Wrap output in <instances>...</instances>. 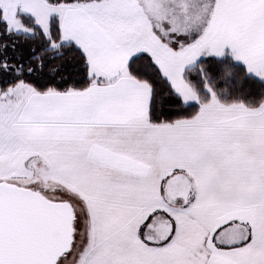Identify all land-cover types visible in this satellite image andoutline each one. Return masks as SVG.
<instances>
[{
	"label": "rangeland",
	"instance_id": "rangeland-1",
	"mask_svg": "<svg viewBox=\"0 0 264 264\" xmlns=\"http://www.w3.org/2000/svg\"><path fill=\"white\" fill-rule=\"evenodd\" d=\"M91 1L98 4H86ZM184 1L194 12L200 11L209 2ZM215 1L217 5L219 0ZM227 1L223 0L224 4ZM137 3V0L132 1V4ZM59 4H51L49 0H0L2 17L9 31L31 34L18 19V14L23 13L34 18L45 36L48 35L50 17L55 16L59 20L60 10L53 7ZM69 4H86L88 11L102 24L114 21L117 28L118 2L72 0ZM237 22H241L238 31L242 40L240 46L245 53L237 51L235 45L229 42L228 54L231 53L230 56L246 66L249 72L264 76V45L261 44L257 24L241 19ZM193 28L189 27L186 32L189 42L175 44L174 47L175 55L181 57L175 62H180L181 66L173 70L164 62L161 68L177 92L184 91L188 99L197 102V94L183 76L185 68L192 67L201 58L215 56L219 48L216 41L202 37V45L192 44L198 40ZM247 28L253 31L252 35H248ZM248 37L252 40L251 44H246ZM262 47L263 50L259 51ZM258 56H263V59H255ZM28 91L32 89L23 83L0 91V182L38 191L49 201L66 202L71 206L74 214L73 242L70 251L56 264H264V135L253 134L256 131L264 133V130L250 131L245 127L241 132L248 133L247 136L240 138L239 144L232 140L234 148L230 138L213 140L217 152L215 156L213 153L206 172H202V166L199 172V167L194 164L192 173L188 172L190 180L181 177L183 182L177 180L172 187L164 188L166 195L159 202L135 203L134 198H130L132 200L128 203H89L87 190L70 185L60 186V173L55 172V160L59 157L68 162V158L73 157L69 165L76 169L83 156L86 158L88 155L90 168L96 169L93 174L99 170L100 174L96 175L104 177L101 172H107L105 178L97 176V179L116 182L128 177L134 181L129 186L137 188L140 181L137 177L151 175L131 168L136 159V146L135 141L131 144L129 140L137 136L120 130H112L106 136L83 130L63 132L56 131L54 127L21 121L23 96ZM206 101L211 107H200L186 130L198 131L205 125L207 134H214L218 131V122L214 121L212 113L217 111L220 118L222 112L226 113L228 109L231 114L234 109L233 106L227 108L229 106L217 104L220 102L212 92ZM219 105L218 111L215 108ZM259 123L264 127V118ZM226 131L230 128L220 130ZM128 134V141L121 144L120 139ZM206 140L203 141L205 146L208 144ZM231 155H235L237 173L231 170ZM231 172L238 175L233 179L244 185L243 188L231 187ZM247 185L248 188L245 187ZM132 191L122 189L133 197ZM153 194L157 195L156 189ZM230 228L233 235L226 238V245L251 234L255 246L241 251L219 249L221 240L216 238L218 233L223 230L224 235L228 234Z\"/></svg>",
	"mask_w": 264,
	"mask_h": 264
},
{
	"label": "crops",
	"instance_id": "crops-1",
	"mask_svg": "<svg viewBox=\"0 0 264 264\" xmlns=\"http://www.w3.org/2000/svg\"><path fill=\"white\" fill-rule=\"evenodd\" d=\"M113 1L118 2L120 11L117 28L114 21L104 25L92 12L88 11L86 4H98L96 1L79 5L53 6L60 10L59 24L62 40L74 43L85 53L93 81L89 87L81 91L38 93L32 90L26 92L23 96L19 119L31 124L54 127L56 131L83 130L106 136L112 130H120L129 132L131 136H137L129 140L131 144L135 141L136 146L134 153L136 159L131 168L151 173L149 177H137L140 178L137 188L129 186L134 181L128 177L116 182L97 179V176L100 179L105 178L107 172H101L104 177L96 175L100 174L99 170L93 174L96 169L90 168L88 155V158L83 156L82 163L76 166V169H72L69 165L73 157H69L68 162L58 157L54 162L55 172L60 173L58 181L61 187L70 185V187L76 186L87 190L86 197L89 203H128L133 198L135 203H156L166 195L164 188L169 185L172 187L177 180L183 182L181 177L190 180L189 174L192 173L191 168L194 164L199 167V172L200 166H202V172H206L213 153L215 156L217 152V146L213 140L230 138L231 146L234 148L232 140L239 144L240 138L247 136L248 133L241 132L245 127H248L250 131L264 130L259 123L264 118V102L257 109L239 107L241 104L217 103L229 106L227 108L233 106L234 109L231 110V114L227 109L228 112H222L218 118L216 110L220 105L216 106V110L214 109L216 112L212 115H215L214 121L218 122L216 125L218 131L211 135L207 134L205 125L199 127L198 131L186 130L185 128L190 126L193 118L173 124H151L147 118L150 89L145 83L127 74L128 61L144 52L151 56L162 74L161 64L164 62L168 64L169 69H178L181 63L175 61L181 57L175 55L174 47L175 44L189 42V39L186 40V32L191 26L198 35V40L193 41L192 44L202 45V38L216 41L219 49L215 57L227 55L234 60L230 56L231 53L228 54L230 47L227 43L234 44L237 51L241 50L245 53L240 46L242 40L238 31L241 22L238 23L237 20L257 24L260 39L263 42L261 44L264 45V0H228L225 4L223 0H219L217 5L215 0H208L209 2L204 4L198 12L191 11L184 0H164L165 2L137 0L136 5L132 4L133 0ZM251 5L256 7L251 9ZM247 32L249 36L253 34L250 28H247ZM250 42L252 40L248 37L246 44H251ZM194 48L196 49L197 46ZM260 50H263V47ZM172 51L173 54H171ZM255 59L261 60L263 56ZM189 67L191 66L187 68ZM244 67L249 74L264 81V76L253 74L246 66ZM97 79L106 80V83H97ZM174 91L184 103L193 102L188 99L184 91L177 92L175 89ZM202 106L211 107L209 101L201 103L200 107ZM229 128L230 131L220 132L222 129L229 130ZM134 132L137 133L134 134ZM129 134L120 139L121 144L128 141ZM253 134L264 135L263 131H256ZM205 136L208 143L206 146L203 142L206 139ZM230 164L231 170L237 173L235 155H231ZM231 174V187L243 188L244 185H239V182L233 179V176L237 178L238 175L232 172ZM110 176L111 173L108 174V177ZM111 183L115 184L111 185ZM145 188L147 191H144ZM122 189H133V197L122 192ZM154 189L157 195L153 194ZM229 231L230 233L225 235L223 230L220 231L216 238H220L221 245L231 246V251H241L244 248L249 250L248 246H255L256 242L251 234L247 238L245 236L237 241L232 240L229 245H226V238L233 235L231 228ZM221 234L224 237H221Z\"/></svg>",
	"mask_w": 264,
	"mask_h": 264
},
{
	"label": "trees",
	"instance_id": "trees-1",
	"mask_svg": "<svg viewBox=\"0 0 264 264\" xmlns=\"http://www.w3.org/2000/svg\"><path fill=\"white\" fill-rule=\"evenodd\" d=\"M49 3L69 4L72 0H49ZM18 19L31 34L9 31L0 8L1 92L18 83L38 93L81 91L90 86L93 78L87 57L77 45L62 40L57 17H50L47 36L31 15L20 13ZM126 71L130 77L149 87L147 118L155 125L192 119L210 92L222 104H241L257 109L264 102V81L249 74L242 64L227 55L204 57L185 69L183 76L198 100L187 104L174 91L149 54L142 52L131 58ZM97 81L106 83V80ZM218 247L231 248L225 245Z\"/></svg>",
	"mask_w": 264,
	"mask_h": 264
},
{
	"label": "water",
	"instance_id": "water-1",
	"mask_svg": "<svg viewBox=\"0 0 264 264\" xmlns=\"http://www.w3.org/2000/svg\"><path fill=\"white\" fill-rule=\"evenodd\" d=\"M73 221L68 203L0 182V264H56L71 249Z\"/></svg>",
	"mask_w": 264,
	"mask_h": 264
}]
</instances>
